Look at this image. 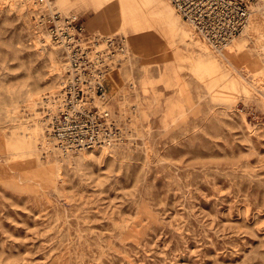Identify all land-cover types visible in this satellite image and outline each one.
Here are the masks:
<instances>
[{
	"label": "rangeland",
	"instance_id": "rangeland-1",
	"mask_svg": "<svg viewBox=\"0 0 264 264\" xmlns=\"http://www.w3.org/2000/svg\"><path fill=\"white\" fill-rule=\"evenodd\" d=\"M243 1L229 66L175 10L188 45L137 5L53 0L129 49L107 77L119 142L68 155L48 126L65 56L35 6L0 0V264H264V0Z\"/></svg>",
	"mask_w": 264,
	"mask_h": 264
},
{
	"label": "built area",
	"instance_id": "built-area-1",
	"mask_svg": "<svg viewBox=\"0 0 264 264\" xmlns=\"http://www.w3.org/2000/svg\"><path fill=\"white\" fill-rule=\"evenodd\" d=\"M36 7L39 25L64 54L67 72L49 116L50 135L65 154L110 148L121 130L107 107L108 73L127 55L120 35L89 33L77 16H63L53 0H27ZM191 31L211 49L229 46L245 30L250 9L243 0H168Z\"/></svg>",
	"mask_w": 264,
	"mask_h": 264
},
{
	"label": "bare ground",
	"instance_id": "bare-ground-1",
	"mask_svg": "<svg viewBox=\"0 0 264 264\" xmlns=\"http://www.w3.org/2000/svg\"><path fill=\"white\" fill-rule=\"evenodd\" d=\"M19 1L22 2L23 4L27 5L29 7L30 11H32L33 5L31 3H26L25 0H19ZM114 1H116L121 8H125V9L132 8L133 6L137 5L138 6L137 10H141L140 12L143 13V17L144 16L145 17L150 16V14H156V16L159 17L160 20H162L165 23V26L168 29V31L170 33L169 35L171 36V38L175 39V38L178 37V40L180 42H183V43H185L187 45H188V42L189 43L192 42L191 41L192 37L190 35V32L182 27V24H181L180 20L178 19V17H176V15L174 13V10H175L174 7L170 4V2L168 0H167V2H169V4L166 3V2H163L162 0H158L157 1L159 4L155 3L154 0H108V4L112 3ZM248 26L245 28V30L241 34L242 37H244V38H248L250 33H251L252 28L248 27ZM148 28L149 27H141V28H139L137 30V32L138 31H142V30H146ZM46 39H48V37H47L46 34L43 33L41 42L42 43L46 42ZM235 40L233 41L234 43L232 42L229 46L224 48L229 54H232L234 52H239L240 53L241 46L238 45V43H235L236 42ZM202 50H205V49H202ZM218 51H220V53H219L220 60L221 61H226L229 66H233L230 63L229 56H225L226 54H224V51H222V50H218ZM218 51H216V52H218ZM239 53H236V54H239ZM207 56L210 58L207 61V63L209 64L208 71L211 69V70L216 72V70L218 68L217 65H220V63L217 61L219 58L217 60H215L208 53H207ZM108 77L112 78L113 76L111 74H109ZM114 145H112L110 148H112ZM50 146H51L50 142L46 141L45 142L46 149H50V151L51 150L54 151L55 149H52ZM55 148H56V150H59L56 147V145H55ZM110 148L102 149V151L109 150ZM53 151H51V152H53ZM54 152L56 153V151H54Z\"/></svg>",
	"mask_w": 264,
	"mask_h": 264
}]
</instances>
